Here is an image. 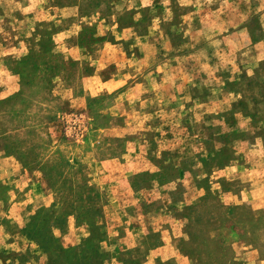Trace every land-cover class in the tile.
Instances as JSON below:
<instances>
[{
  "label": "rangeland",
  "instance_id": "obj_1",
  "mask_svg": "<svg viewBox=\"0 0 264 264\" xmlns=\"http://www.w3.org/2000/svg\"><path fill=\"white\" fill-rule=\"evenodd\" d=\"M0 264H264V0H0Z\"/></svg>",
  "mask_w": 264,
  "mask_h": 264
}]
</instances>
